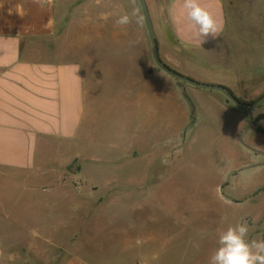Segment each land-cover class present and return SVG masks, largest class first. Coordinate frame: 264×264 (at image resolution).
Returning <instances> with one entry per match:
<instances>
[{"label": "rangeland", "instance_id": "1", "mask_svg": "<svg viewBox=\"0 0 264 264\" xmlns=\"http://www.w3.org/2000/svg\"><path fill=\"white\" fill-rule=\"evenodd\" d=\"M224 1L230 12L228 36L198 51L181 46L163 30L162 1L147 0L166 64L198 82L225 86L240 101L251 103L264 94V0ZM73 3V28L80 27L85 13L98 31V44L87 42L84 53L91 57L88 88L98 100V143L128 148L126 160L133 159V149L140 158L129 162L117 180L91 177L99 187L98 215L91 214L88 226L98 230L99 240L110 242L108 234L133 224L128 262L140 264H151V256H160L161 264H209L219 234L237 223L249 226L250 240H264V155L247 154L250 141L264 148V135L255 132L264 128V121L255 120L264 105L251 114L250 122V115L222 93L179 82L158 68L144 19L141 24L133 18L127 26L115 25L118 15L133 8L143 18L138 0ZM143 77L166 79L164 103L137 98L133 83ZM159 124L164 132L154 133ZM6 184L11 205L21 187L8 180ZM112 188L116 191L110 192ZM95 199L92 196L87 207ZM12 225L7 221L9 234ZM143 238L154 240L143 247ZM88 239L81 257L94 261L95 245ZM12 248L17 252L19 247ZM115 255L122 256L119 251Z\"/></svg>", "mask_w": 264, "mask_h": 264}, {"label": "crops", "instance_id": "2", "mask_svg": "<svg viewBox=\"0 0 264 264\" xmlns=\"http://www.w3.org/2000/svg\"><path fill=\"white\" fill-rule=\"evenodd\" d=\"M73 1L0 0V264H140L128 262L133 224L108 234L110 242L100 241L98 230L88 226L98 215L99 187L91 177L117 180L129 162L140 158L133 149V159L126 160L128 148L98 143V104L94 89L88 88L91 57L84 55L87 42L98 44V31L85 13L80 27L73 28ZM161 1L163 30L181 46L203 51L228 36L230 12L224 0H199L220 29L216 40L204 44L187 19L183 0ZM156 79L133 83L140 101L164 103L166 79ZM164 130L159 124L154 133ZM250 146L249 157L264 155L263 147L252 141ZM75 162L77 173L71 171ZM7 180L21 187L11 205ZM92 196L97 200L87 207ZM7 221L14 223L11 234ZM86 238L95 245L94 261L81 257ZM153 240L143 238L139 244L145 247ZM151 259L161 264L160 256Z\"/></svg>", "mask_w": 264, "mask_h": 264}, {"label": "clouds", "instance_id": "3", "mask_svg": "<svg viewBox=\"0 0 264 264\" xmlns=\"http://www.w3.org/2000/svg\"><path fill=\"white\" fill-rule=\"evenodd\" d=\"M135 0H133V3ZM188 21L201 37V44L218 38L219 26L213 15L201 6L199 0H183ZM141 24L138 9L118 15L115 25L124 27L133 22ZM249 226L246 223L230 225L219 234L218 247L212 252L209 264H264V240L249 239Z\"/></svg>", "mask_w": 264, "mask_h": 264}, {"label": "water", "instance_id": "4", "mask_svg": "<svg viewBox=\"0 0 264 264\" xmlns=\"http://www.w3.org/2000/svg\"><path fill=\"white\" fill-rule=\"evenodd\" d=\"M138 3L140 5L143 19L145 22V26L149 35V39L152 46V57L157 65L158 68H160L162 71H164L166 74L174 78L175 80L186 83L188 85H191L196 88L206 89V90H214L222 93L228 100V102H232L237 109L240 111L246 112L250 115V122H252V116L251 114L261 108L264 105V94L261 95L257 100L251 103H244L240 101L227 87L222 85H215V84H206L202 82H198L188 76H185L178 72L177 70L170 67L168 64H166L162 58L160 57L159 53V44L158 40L156 38L154 25L149 9V5L147 0H138ZM64 25V24H63ZM153 70H151L152 72ZM256 121H263L264 120V113H261L255 118ZM257 132L264 135V128L258 127ZM78 170V164L75 162L71 168V171L73 173H77Z\"/></svg>", "mask_w": 264, "mask_h": 264}, {"label": "flooded vegetation", "instance_id": "5", "mask_svg": "<svg viewBox=\"0 0 264 264\" xmlns=\"http://www.w3.org/2000/svg\"><path fill=\"white\" fill-rule=\"evenodd\" d=\"M258 128V127H257Z\"/></svg>", "mask_w": 264, "mask_h": 264}]
</instances>
